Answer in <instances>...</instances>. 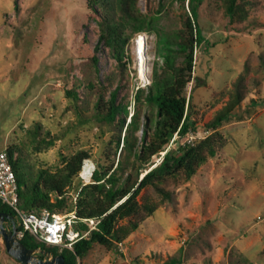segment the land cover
<instances>
[{"label": "rangeland", "instance_id": "obj_1", "mask_svg": "<svg viewBox=\"0 0 264 264\" xmlns=\"http://www.w3.org/2000/svg\"><path fill=\"white\" fill-rule=\"evenodd\" d=\"M123 1L146 21L135 32V21L126 24L128 42L118 63L104 46L95 50L101 18L86 0H0V151L11 153L28 183L86 158L57 214L75 212L80 188L92 183L94 172L118 166L117 184L127 179L131 185L164 151L186 144L175 136L145 168L134 157L142 141L154 137L156 111L144 97L163 71L159 37L182 33L187 2L183 10L173 0ZM226 5L204 0L198 9V26L212 47L194 48L186 86L194 146L204 147L194 173L171 170L157 181L159 190L140 191L137 213L115 226L126 235L111 249L93 245L77 264H162L181 250L182 264H264V0H238L231 17ZM111 15L129 22L117 8ZM139 37L147 57L143 82L134 51ZM115 91L121 110L109 122L103 117ZM230 107L216 130L206 128ZM133 115L135 149L128 154L121 148ZM0 264H20L1 238Z\"/></svg>", "mask_w": 264, "mask_h": 264}, {"label": "trees", "instance_id": "obj_2", "mask_svg": "<svg viewBox=\"0 0 264 264\" xmlns=\"http://www.w3.org/2000/svg\"><path fill=\"white\" fill-rule=\"evenodd\" d=\"M86 1L94 12H99L101 18L99 39L95 50L98 51L100 46H104L110 51L113 58L121 63L123 48L128 42V36L125 34L126 24L131 22V25L132 21H135L136 23L132 27L133 32H135L143 28L141 24L146 21L145 17H135L131 14L129 5H125L123 0ZM173 1L178 2L183 10H185V2H187V12L184 13V30L175 36L163 34L159 37L161 49L158 56L163 60V71L161 75L155 74L153 76L151 85L147 88L144 97V101L156 111L157 120L153 139L149 143L143 140L134 152V157L140 168H145L151 158L161 153V149L167 146L175 136L177 139H185L189 133L195 134L197 132V128L186 109V86L191 79L194 48L203 46L204 50L208 51L212 47V44L204 37L197 22L198 9L204 0ZM225 1L227 4L226 12L231 17L234 15L238 0ZM98 7H100L99 11H97ZM113 8L120 10L129 22L113 17L111 15ZM93 61L96 63L95 58ZM177 61H181L179 66H175ZM142 93V91L136 93L137 102H139ZM108 104L107 113L103 118L113 122L121 110V105L117 104L116 91L111 94ZM231 112L232 107L225 109L206 125V128L212 131L216 130ZM124 125L125 119H120V128L123 129ZM135 128L136 119L133 115L125 130L121 151L124 150L128 154L133 153L135 149L133 131ZM203 149L204 147L200 143L196 146H178L174 151H164L160 163L147 172L139 182H134L131 185L127 184V179L117 184L118 179L115 178V175L118 166L113 171L108 169L102 173L94 172L91 177L92 183L80 188L75 214L79 219H92L100 222L97 225V230L91 231L86 238L74 244L72 250H64L58 253L55 248L39 243L28 234L19 240L20 243L29 250H43L51 257L62 256L64 264H77L78 260L83 259L95 244L107 249L113 248L114 242H119L126 235L123 233V228L116 229V223L137 213L139 207L136 198L140 191L148 186L156 187L157 181L172 174L171 170L183 171L188 177L191 176L194 173V167L201 160L200 154ZM7 155L18 185L19 209L23 212L35 213L43 210L54 213L64 206V189L71 177L80 170L83 160L86 159L77 156L69 162L61 174H40L41 176L37 181L28 183L23 179L17 165L12 161L11 153L7 152ZM157 190L159 189L157 188ZM51 194L55 195L54 202L50 201ZM0 213L14 218L13 212L1 203ZM7 228L11 229V225H8ZM16 229L19 230V227L16 226ZM77 229L82 232L87 230L83 224H78ZM182 255L181 250L177 257L162 264H182ZM37 258L44 259L41 255H37Z\"/></svg>", "mask_w": 264, "mask_h": 264}, {"label": "built area", "instance_id": "obj_3", "mask_svg": "<svg viewBox=\"0 0 264 264\" xmlns=\"http://www.w3.org/2000/svg\"><path fill=\"white\" fill-rule=\"evenodd\" d=\"M195 136L189 133L184 145L193 146ZM164 153H162V156ZM0 203L14 214L16 239L25 234L33 237L39 243L55 248L58 253L72 250L74 244L86 238L91 231L97 230L99 220L79 219L74 211L67 214H57L43 210L39 213L23 212L19 209L17 181L6 151H0ZM78 224L86 226V231L77 229ZM121 248V245H118Z\"/></svg>", "mask_w": 264, "mask_h": 264}, {"label": "water", "instance_id": "obj_4", "mask_svg": "<svg viewBox=\"0 0 264 264\" xmlns=\"http://www.w3.org/2000/svg\"><path fill=\"white\" fill-rule=\"evenodd\" d=\"M7 222H11V229L7 228ZM16 228L12 223V218L4 213H0V238L6 253L20 264H64L62 256L51 257L47 252L36 249H26L19 240L16 239ZM41 255L43 260L35 255Z\"/></svg>", "mask_w": 264, "mask_h": 264}, {"label": "bare ground", "instance_id": "obj_5", "mask_svg": "<svg viewBox=\"0 0 264 264\" xmlns=\"http://www.w3.org/2000/svg\"><path fill=\"white\" fill-rule=\"evenodd\" d=\"M134 51L136 54L139 80L143 82V80L145 79V69H146L145 65H146L147 57H146V47H145L144 39L142 37H139L135 40Z\"/></svg>", "mask_w": 264, "mask_h": 264}, {"label": "flooded vegetation", "instance_id": "obj_6", "mask_svg": "<svg viewBox=\"0 0 264 264\" xmlns=\"http://www.w3.org/2000/svg\"><path fill=\"white\" fill-rule=\"evenodd\" d=\"M12 223H14V221H13V218H12ZM8 225H11V222H7V226ZM15 226V225H14Z\"/></svg>", "mask_w": 264, "mask_h": 264}]
</instances>
